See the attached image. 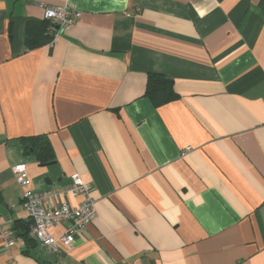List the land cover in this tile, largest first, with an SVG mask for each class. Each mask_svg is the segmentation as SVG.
<instances>
[{"label": "crops", "instance_id": "obj_1", "mask_svg": "<svg viewBox=\"0 0 264 264\" xmlns=\"http://www.w3.org/2000/svg\"><path fill=\"white\" fill-rule=\"evenodd\" d=\"M46 6L82 15L29 47ZM153 72L176 94L159 106ZM38 135L52 161L25 151ZM20 163L46 205L88 185L73 248L31 233ZM0 218V264H264V0H0Z\"/></svg>", "mask_w": 264, "mask_h": 264}, {"label": "built area", "instance_id": "obj_2", "mask_svg": "<svg viewBox=\"0 0 264 264\" xmlns=\"http://www.w3.org/2000/svg\"><path fill=\"white\" fill-rule=\"evenodd\" d=\"M81 15L80 10H70L65 6L45 7V18L52 24H57L58 29L71 28L81 18ZM13 172L22 188V206L31 220V233L52 252L73 248L77 235L87 230L97 215L95 199L81 176L77 173L73 174L72 184L60 190L64 194L82 195L80 203L73 206L64 202L58 207H53L45 204L47 193H40L34 189L33 180L24 163L15 165ZM63 221H69L70 225L62 234L54 236L51 228ZM0 230L7 245L13 246L15 243L14 233L2 226L1 218Z\"/></svg>", "mask_w": 264, "mask_h": 264}, {"label": "trees", "instance_id": "obj_3", "mask_svg": "<svg viewBox=\"0 0 264 264\" xmlns=\"http://www.w3.org/2000/svg\"><path fill=\"white\" fill-rule=\"evenodd\" d=\"M54 28L47 19L42 22H29L27 27L29 31V39H27L29 47L40 45L52 39V34H50L49 30H53ZM43 33L45 35L40 37V34ZM30 34L34 35L31 39ZM146 95L152 100L155 106H159L173 99L176 94L172 87L171 78L161 73H150L148 75ZM22 140L26 152L36 154L44 162L54 159V153L46 136H31L25 137Z\"/></svg>", "mask_w": 264, "mask_h": 264}]
</instances>
